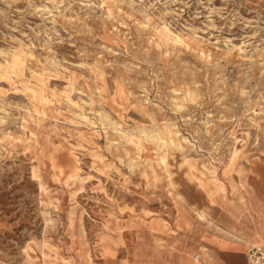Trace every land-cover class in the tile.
<instances>
[{
    "label": "rangeland",
    "instance_id": "374dc122",
    "mask_svg": "<svg viewBox=\"0 0 264 264\" xmlns=\"http://www.w3.org/2000/svg\"><path fill=\"white\" fill-rule=\"evenodd\" d=\"M257 167L264 0H0V264H216Z\"/></svg>",
    "mask_w": 264,
    "mask_h": 264
},
{
    "label": "crops",
    "instance_id": "0c3cea01",
    "mask_svg": "<svg viewBox=\"0 0 264 264\" xmlns=\"http://www.w3.org/2000/svg\"><path fill=\"white\" fill-rule=\"evenodd\" d=\"M241 179L247 181L240 189L242 195L229 197L227 201H220L218 196L212 195L217 203L215 215H209V218L225 231H206L207 236L216 237V241L199 243L193 253V257L199 255L196 259L205 261L209 255H213L217 258L216 264H241L236 255H245L247 260L249 248L253 244L264 242V168L257 167L254 172L242 173ZM187 202L199 210L196 204ZM197 228L200 229L199 225ZM237 246L244 248L243 254L237 253Z\"/></svg>",
    "mask_w": 264,
    "mask_h": 264
},
{
    "label": "built area",
    "instance_id": "2783aa9c",
    "mask_svg": "<svg viewBox=\"0 0 264 264\" xmlns=\"http://www.w3.org/2000/svg\"><path fill=\"white\" fill-rule=\"evenodd\" d=\"M199 258V255H196ZM248 264H264V242L253 244L247 252Z\"/></svg>",
    "mask_w": 264,
    "mask_h": 264
},
{
    "label": "bare ground",
    "instance_id": "6f19581e",
    "mask_svg": "<svg viewBox=\"0 0 264 264\" xmlns=\"http://www.w3.org/2000/svg\"><path fill=\"white\" fill-rule=\"evenodd\" d=\"M191 143V142H190ZM168 155H163V158H162V161L163 160H166V157H167ZM44 255H51L52 254V250L51 249H49V252H42Z\"/></svg>",
    "mask_w": 264,
    "mask_h": 264
}]
</instances>
